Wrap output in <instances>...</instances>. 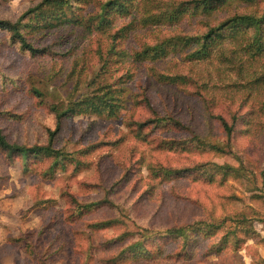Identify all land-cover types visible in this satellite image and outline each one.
Wrapping results in <instances>:
<instances>
[{
  "label": "rangeland",
  "instance_id": "rangeland-1",
  "mask_svg": "<svg viewBox=\"0 0 264 264\" xmlns=\"http://www.w3.org/2000/svg\"><path fill=\"white\" fill-rule=\"evenodd\" d=\"M66 1L60 23L41 17L49 5L20 21L41 53L0 29V131L60 153L0 151V264H264V25L228 26L200 60L183 43L261 17L264 0L209 14L196 0H120L123 14ZM41 2L0 0V20ZM167 41L159 58L134 56Z\"/></svg>",
  "mask_w": 264,
  "mask_h": 264
},
{
  "label": "trees",
  "instance_id": "trees-1",
  "mask_svg": "<svg viewBox=\"0 0 264 264\" xmlns=\"http://www.w3.org/2000/svg\"><path fill=\"white\" fill-rule=\"evenodd\" d=\"M120 0H112L110 1V3H107L108 5H110V8L112 9L113 12H116L118 14H123L121 13L123 8L122 5L119 2ZM225 0H196V1H192V3L194 4L193 9L197 10V9H201V11L205 14H209V12H211V10H213V6L219 3H222ZM105 4L104 8L102 9V13L95 17L97 20L96 23V28H103L107 25H105V23L107 22V19L105 18V14L107 12V7L108 5ZM188 4V3H187ZM45 5H49L50 7L53 8V10H56L57 13L56 15L50 16V17H46L47 16V12L46 9H44V13L41 16L42 18L45 17L46 19L48 18L49 24H51L52 26L54 24L53 21H57L58 23L61 22L63 14H64V10L68 9L71 11L72 6L69 4V2H67L66 0H42V2L40 4H38L35 8L33 9H29L26 13H24L16 22H10V21H6V20H0V29L1 30H6L8 32H10L12 34V36L14 38L18 39V42L21 44V47L30 51L33 54H38L41 53L42 50H37L35 48H33L31 46L30 43H28L25 38L19 33L18 31V26L20 24V21L23 20L25 17H27L30 14L34 15V18L36 17H40V15H37L38 11L41 10ZM184 4L180 5L178 7L177 12L182 13L183 12V8H184ZM94 18V19H95ZM63 23V22H62ZM264 25V14L261 17H253V16H238L235 17L233 19H229L228 21H225L223 23H221L220 25L216 26L213 29H210L204 36H202L200 38V40H191L190 38H185L184 39V44H188L191 43L194 46H196V49L190 53L187 58L191 61L193 60H200V59H204L205 57H207L208 55V46L211 42L215 41V39H219L221 38V32L225 29L231 27L232 30H239L241 27H245V28H252L254 30H256L258 33L261 31V27ZM169 42L171 41H167L166 43H162L156 46H151V47H145L143 48V50L141 52H137L134 54V56L137 59L143 60V59H147V58H159L160 56H162L165 51H166V46L169 45ZM176 43H172V47L175 45ZM105 88V87H104ZM108 95L106 94H102V95H98L96 96V98L98 99V106L94 107L99 109V105L101 106H106V104L109 102L105 99ZM67 112L69 111H56V117L57 120L59 121V119H61L62 117L67 115ZM162 120V119H160ZM219 121L221 123V126L223 127L225 133H226V137L228 139V141H230V137H231V133H232V129L231 127H229L227 125V123L219 118ZM179 124V123H177ZM139 127L142 126L138 125ZM53 134H51L52 136ZM229 143V142H228ZM0 151L4 152L8 157H12L15 155H19L24 159H28L29 157H35L37 155H44V156H52L56 159H58L60 157V153L54 149H52L51 143L50 141L48 142V144L46 146H32V147H25V146H19V145H15V144H10L7 142L5 136L2 134V132L0 131ZM217 151L223 153L224 149H217ZM87 208V206H86ZM113 223L108 221V222H102V223H98L97 226H99L100 228H104V227H109L111 226ZM187 230L188 228H179L173 231H170V233L175 232L177 234H181L183 236H186L187 238ZM189 232V231H188Z\"/></svg>",
  "mask_w": 264,
  "mask_h": 264
}]
</instances>
